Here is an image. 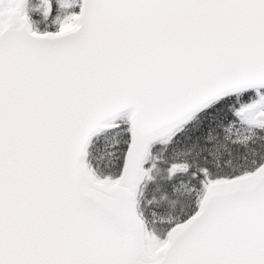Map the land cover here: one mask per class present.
<instances>
[{"label": "snow or ice", "instance_id": "obj_1", "mask_svg": "<svg viewBox=\"0 0 264 264\" xmlns=\"http://www.w3.org/2000/svg\"><path fill=\"white\" fill-rule=\"evenodd\" d=\"M0 264H264V0H0Z\"/></svg>", "mask_w": 264, "mask_h": 264}]
</instances>
